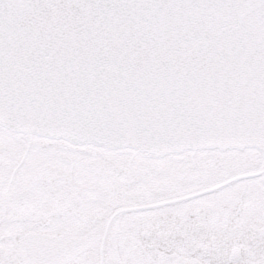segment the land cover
I'll use <instances>...</instances> for the list:
<instances>
[{
	"label": "snow or ice",
	"instance_id": "1",
	"mask_svg": "<svg viewBox=\"0 0 264 264\" xmlns=\"http://www.w3.org/2000/svg\"><path fill=\"white\" fill-rule=\"evenodd\" d=\"M0 264H264V0H0Z\"/></svg>",
	"mask_w": 264,
	"mask_h": 264
}]
</instances>
